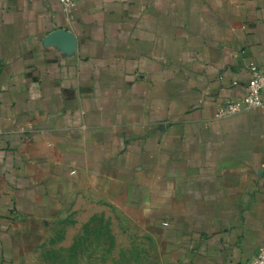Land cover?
I'll return each instance as SVG.
<instances>
[{
	"label": "crops",
	"instance_id": "obj_1",
	"mask_svg": "<svg viewBox=\"0 0 264 264\" xmlns=\"http://www.w3.org/2000/svg\"><path fill=\"white\" fill-rule=\"evenodd\" d=\"M0 0V264L113 207L166 264L264 245V0Z\"/></svg>",
	"mask_w": 264,
	"mask_h": 264
},
{
	"label": "rangeland",
	"instance_id": "obj_2",
	"mask_svg": "<svg viewBox=\"0 0 264 264\" xmlns=\"http://www.w3.org/2000/svg\"><path fill=\"white\" fill-rule=\"evenodd\" d=\"M41 232L29 245L32 264H166L150 232L113 207L84 223L57 217Z\"/></svg>",
	"mask_w": 264,
	"mask_h": 264
},
{
	"label": "built area",
	"instance_id": "obj_3",
	"mask_svg": "<svg viewBox=\"0 0 264 264\" xmlns=\"http://www.w3.org/2000/svg\"><path fill=\"white\" fill-rule=\"evenodd\" d=\"M61 4L70 8L72 0H59ZM250 77L245 87V93L238 99H226L216 110L217 117L234 114L241 110L242 107L258 108L264 107V72L256 63L248 65ZM244 264H264V245L260 246L255 253L250 255Z\"/></svg>",
	"mask_w": 264,
	"mask_h": 264
}]
</instances>
